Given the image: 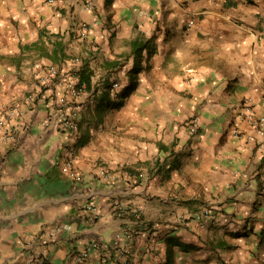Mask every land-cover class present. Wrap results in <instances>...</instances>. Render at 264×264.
Segmentation results:
<instances>
[{"label":"crops","instance_id":"obj_1","mask_svg":"<svg viewBox=\"0 0 264 264\" xmlns=\"http://www.w3.org/2000/svg\"><path fill=\"white\" fill-rule=\"evenodd\" d=\"M50 64L90 79L75 132L26 99ZM263 95L264 0H0V108L22 107L0 139V264H264V135L239 116ZM124 225L128 251L103 247Z\"/></svg>","mask_w":264,"mask_h":264},{"label":"built area","instance_id":"obj_2","mask_svg":"<svg viewBox=\"0 0 264 264\" xmlns=\"http://www.w3.org/2000/svg\"><path fill=\"white\" fill-rule=\"evenodd\" d=\"M59 0H47L49 3H56ZM85 8L92 10L94 5L92 2H87ZM194 21L190 19L188 25L191 26ZM93 24L85 23L82 26L83 33H87L92 29ZM77 60H79L77 58ZM37 65V64H36ZM39 64L37 65V67ZM45 74L38 77L40 91L27 95L26 99L29 103H35L38 99L44 100L51 105V113L46 119V126L56 127L57 129L68 130L75 132L78 130V106L74 105V101L87 95L89 88L86 81L82 80L79 74V69L63 70L58 64H50L43 66ZM46 86V88H45ZM121 83L119 80H114L111 83V93L116 96L119 92ZM264 99V95H263ZM22 113V107L19 104H8L0 108V139L11 140L15 137L13 120ZM239 116L246 119L249 123L256 127L261 135H264V117L258 115L254 106L250 103H243L240 106ZM199 115H192L187 121V128L190 132L195 133L199 127ZM75 147L68 146L62 168L68 172L71 177L79 179L80 176L74 167ZM115 212L118 216H123L125 208L119 200L113 202ZM85 210L95 212L96 207L93 203L85 206ZM206 209L204 214H208ZM71 223L58 224L54 227L52 235H55L61 229H72ZM134 230L127 225L121 226L115 233L111 243H104L102 246L106 248H119L122 253L128 251L125 243L126 239L132 238ZM101 243L96 240L91 241L90 247H99ZM89 254V250H83L77 255L76 260L82 262ZM30 259H36L37 264H50L44 256L30 255Z\"/></svg>","mask_w":264,"mask_h":264},{"label":"trees","instance_id":"obj_3","mask_svg":"<svg viewBox=\"0 0 264 264\" xmlns=\"http://www.w3.org/2000/svg\"><path fill=\"white\" fill-rule=\"evenodd\" d=\"M143 46H144V45H140V44H138V46H137V44H135L134 47H136V49H142ZM137 67H138V69H139L140 66H137ZM138 69L135 70L134 72H137ZM79 74H80L81 79L84 80V81H86V83L88 84V88H90V84H91V82H90L89 77H88L87 75H84L83 72H82V70H79ZM135 85H136V82H132L128 87H126V88L124 89V91H123V96L128 95L129 92L135 88Z\"/></svg>","mask_w":264,"mask_h":264}]
</instances>
